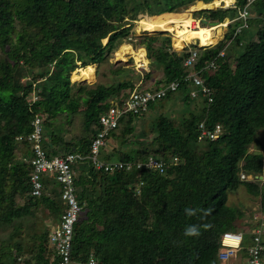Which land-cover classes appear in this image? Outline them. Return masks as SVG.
<instances>
[{
    "label": "trees",
    "instance_id": "16d2710c",
    "mask_svg": "<svg viewBox=\"0 0 264 264\" xmlns=\"http://www.w3.org/2000/svg\"><path fill=\"white\" fill-rule=\"evenodd\" d=\"M212 1L0 0V52L4 57L0 62V225L40 211L48 217L41 222L51 219L54 228L65 209L60 186L54 181H45L51 186L49 194L30 195L32 168L22 158L31 151L27 141L20 146L16 137L30 133L35 116L44 118L42 149L48 157L75 153L87 157L99 116L117 93L135 87L130 82L69 85L73 71L102 64L117 41L130 36L138 12L142 16L148 12L149 20L156 21L176 16L186 5ZM246 2L236 0L235 6L198 12L203 27L229 24L222 39L198 49L194 70L211 61L216 69L202 71L208 92L202 94L196 87L195 97L189 94L192 88L183 84L188 74L183 63L189 50L172 49L168 33L165 37L133 34L134 43L145 48L149 63L162 70L163 79L155 88L181 83L168 96L179 94L183 111L178 118L159 114L148 141L136 134L140 117L125 115L105 138L98 155L103 162L134 164L153 157L163 162V173L135 166L130 171L105 172L96 169L88 157L73 167L81 212L73 227L70 262L220 264L221 235L239 232L235 224L239 214L227 205L229 192L243 185L249 195L261 196L264 211V181L255 178L264 175V0H254L251 7L258 16L249 18L248 27L235 34L242 24L239 11ZM253 25L258 26L255 40V34L245 35ZM227 43L224 57H219ZM21 78L27 81L20 84ZM144 79L151 80L150 72ZM128 94L118 98L119 102ZM60 117L63 120L56 122ZM200 124L209 131L218 126L217 138L198 141ZM65 130L73 134L72 139H64ZM242 174L251 179L242 181ZM186 209L196 214L188 216ZM189 225L198 226L199 236L184 235ZM50 231L33 229L27 241L15 244L11 242L18 232L0 239V264H58L48 242ZM244 234L247 243L249 234ZM240 257L244 258L243 251Z\"/></svg>",
    "mask_w": 264,
    "mask_h": 264
},
{
    "label": "built area",
    "instance_id": "2783aa9c",
    "mask_svg": "<svg viewBox=\"0 0 264 264\" xmlns=\"http://www.w3.org/2000/svg\"><path fill=\"white\" fill-rule=\"evenodd\" d=\"M253 2L254 0H247L244 8L239 11L238 19L242 21V24L237 27L235 34L240 33L243 29L248 27L247 20L251 18L249 10ZM227 24L228 23H226V25ZM128 41H132V38L129 37ZM228 46L229 43L219 52V57H224ZM198 58L199 53L197 51L189 50V55L183 63V66L188 71V74L183 79V84L192 88L189 92L191 97L197 96V92L199 91L202 94L208 92V89L203 84L204 80L201 73L203 70L214 71L216 69L215 61H211L206 67L195 71L194 68ZM135 66L140 73L150 72L149 62L147 60L146 63H135ZM140 83L134 87L125 101L122 103H120L119 100L112 101L109 109L99 116L97 122L98 128L90 144V155L87 156L96 169H103L105 172H110L115 169L130 171L135 166L137 169L145 167L163 173V162L153 157H148L143 163L136 162L135 164L133 162H102L98 158L100 149L105 146V138L110 132L117 128L122 117L127 114L138 117L143 116L148 111L151 104L165 99L169 93H174L179 90L181 85L179 82H171L159 88L149 87L140 89ZM196 87H198L197 89H199V91L195 89ZM43 119V116L36 115L31 122L30 133L26 136L16 137V142L22 144L27 141L31 151L29 156H24L22 158V161L29 164L32 168L29 177L30 195L35 198L43 196L45 194V188L48 186V181H54L60 186L58 191L59 198L65 206V209L60 216V223L51 229L48 242L59 258L58 264H69L73 227L81 212V206L76 197L77 190L75 187L73 167L83 162L87 157L79 153L68 154L65 157H48L42 149V139L44 138L42 134ZM199 129L198 141H202L204 138L213 141L217 138L216 134L219 132L220 128L217 126L214 131H209L200 124ZM174 161H176V159ZM262 165L264 172V160ZM255 178L257 179L258 177ZM240 179L242 181H247L251 178L249 179L248 176L246 177L242 174ZM45 181L47 182L45 183ZM140 185H142V183H140L139 186ZM258 223L259 225H257V227L255 226L252 228V233L249 234V241L247 243L245 242V234L242 232L229 231L222 234L220 237V250L218 256L220 264H227L230 260L237 257L240 259L239 264H264V241L261 237L264 231V218ZM241 251L244 252V258L240 257ZM88 264H95V261L90 259Z\"/></svg>",
    "mask_w": 264,
    "mask_h": 264
},
{
    "label": "rangeland",
    "instance_id": "374dc122",
    "mask_svg": "<svg viewBox=\"0 0 264 264\" xmlns=\"http://www.w3.org/2000/svg\"><path fill=\"white\" fill-rule=\"evenodd\" d=\"M128 2H133V3H143V1L145 0H127ZM148 2V0H146ZM236 0H234L233 3H235ZM231 3L230 5L235 6V4ZM215 4V2H214ZM213 4V5H214ZM230 5L228 7H230ZM225 6L224 3H221L218 7L215 8H210L207 10H212L215 11L217 9H225L228 8ZM194 9L191 10V9ZM202 10L199 7V4H194V5H186L184 8H181L177 13V15H181L183 13L188 14L190 17H192L193 19L198 21V24L201 26V23L203 21V18L199 17V11ZM206 10V9H205ZM250 15L251 18H254L256 16H258V12L253 9V7H250ZM143 15H146L147 18L149 19V13L148 12H143ZM139 15V16H138ZM138 16V20L141 18V12H138L136 14V19ZM154 20V19H153ZM263 26H264V22H262ZM195 26V24L193 25V27ZM205 26H208L207 24ZM226 27V23H224L223 25H219V27L216 30H213L214 33L212 35V43L214 40V43L216 41H218L219 39H222L221 36L224 35L226 29L225 28H221V27ZM131 34L129 37L132 38V41H128L127 39H120V40H124L125 43H128L131 45V47L134 49L135 52H137L140 48H143L145 50L144 47H142L141 45H138L135 42V37L133 34L138 36H142L143 33L145 31H143L141 29V27L137 24V21L133 22V27L131 29ZM258 30V26H251V28H249V30H247L245 32V35L247 37H253V35L256 33V31ZM146 33V32H145ZM157 33H161V35H163V37H165V35H169L172 41V49H174L175 51L178 52H182V49L184 48V45H186L187 43V47L186 50H194V51H198L199 47H207V46H202L200 40H189L187 41V35H184L182 37H178L177 34L175 32L170 33V32H156V33H152L153 35L157 34ZM254 40L256 39V34L254 35ZM117 41L115 47L107 54L106 59L102 62V64H95L93 65L94 70H95V76L92 77L91 79H88L87 81H83L82 84H86L88 86H95L98 84H102V85H116L119 82H130V83H134V85L136 86L137 84H139L140 82V89H144V88H155L157 86L156 82L160 81L161 79H163V73L161 68L159 67H154L149 63V71H150V75H151V80L147 81L144 79V75L146 72H138L139 70L136 69L135 66V60L133 59V57L131 55H127L125 61H121V59H117L115 57V52L117 51L118 47V43L119 41ZM106 41L103 40L101 43L104 44ZM183 42L181 45L180 49L176 48V43H180ZM208 46L214 45V44H206ZM139 48V49H138ZM177 49V50H176ZM234 53V50H233ZM232 53V54H233ZM145 54H146V50H145ZM4 57L0 52V62L3 61ZM145 60H147L149 62V60L147 59L146 55H145ZM137 62V61H136ZM138 63V62H137ZM146 63V61L144 62ZM77 67L80 66V63L77 62L76 63ZM73 74V73H72ZM71 74V78L69 79V85L74 84V82L72 81V75ZM25 81H27L25 78H21L19 80V83L22 84ZM41 84H36L37 87H39ZM130 90H122L119 93H117V98L114 99H118L121 98L122 96H126L127 93H129ZM168 97V98H167ZM159 102L154 103L149 109L148 111L143 115V117H140L137 121H136V134L139 137H141L142 139H140L141 141H146L149 133L151 131V127H152V122L153 120L159 115V114H163V115H175L177 118L180 113H182L183 109H181L182 104L180 102L179 99V94L178 95H172V96H168ZM179 99V100H178ZM35 100V98L31 99L30 102L32 103ZM119 100V99H118ZM178 105L180 107H178ZM175 106L177 107L175 109ZM62 118L64 117H60L56 119V122H59ZM63 120V119H62ZM77 131V129L74 130V132ZM144 134V135H143ZM64 139L65 140H70L73 138V134H71L68 130H65L63 133ZM143 137H145L146 139H143ZM137 139V138H136ZM261 139H264V136L261 137ZM148 141V140H147ZM18 145L21 146V143H17ZM24 148L21 149V151H23L25 153V150H23ZM20 150V148H19ZM252 151V150H251ZM99 160L103 162L101 155L99 157ZM249 179L251 178V176H248ZM259 178L260 181H264V175L261 176H256ZM262 177V178H261ZM257 178V179H258ZM49 187H51L50 185H48L45 188V194H47L49 192ZM19 199H25V197L23 198H19ZM261 196H251L249 195L246 190L245 187L243 185H240L235 191H231L229 192L228 195V201H227V205L234 209L235 211H237V213L239 214V218L236 221V226L239 232L242 233H248L251 234L252 233V228L254 226L257 227V225H259L258 221H261L264 218V211L261 210ZM20 203L22 202V200L19 201ZM18 203V202H17ZM35 212V211H34ZM40 211H37L34 213V215H29L26 216L22 219H18L13 223H5V224H1L0 225V239H7L8 237H11L13 235V233H17L18 236L11 242L13 244H15L16 242H20V241H27L29 239V237L27 236L28 234L30 235L34 230H36V232H40L43 231L45 229H50L51 225H52V220L48 219L45 222H41L43 219L48 218L45 216V214H43ZM257 221V222H256ZM43 230H42V229ZM262 240L264 241V231L261 234ZM24 244L26 245L27 242H24ZM52 257V256H50ZM52 260V258H51ZM240 259L234 258L232 260H230L227 264H239ZM69 264H78L75 262H70Z\"/></svg>",
    "mask_w": 264,
    "mask_h": 264
},
{
    "label": "bare ground",
    "instance_id": "6f19581e",
    "mask_svg": "<svg viewBox=\"0 0 264 264\" xmlns=\"http://www.w3.org/2000/svg\"><path fill=\"white\" fill-rule=\"evenodd\" d=\"M215 2V4H214ZM234 0H214L207 5L199 4L201 9H210L218 7L221 3H224L226 7H228ZM214 4V5H213ZM234 4V3H233ZM191 10L194 11L192 8ZM136 22V21H135ZM137 24L141 27V29L145 32L156 33V32H175L178 37H182L187 35V41L189 40H200L202 46H208L206 44H214V40L212 43V35L214 33L213 30H216L219 25L212 27H203L198 24V21L190 17L188 14L183 13L181 15L172 16L167 19H160L156 21H151L147 18L146 15L141 16L139 20H137ZM195 26L193 27V25ZM223 25V24H222ZM221 27V26H220ZM174 34V33H173ZM183 42L179 44L176 43V46H181ZM200 48V47H199ZM139 49V48H138ZM177 50V49H176ZM127 55H132L134 57L135 63L145 62V50L140 48L137 52L131 47L130 44L125 43L123 41L121 45L118 47L115 52V57L117 59L126 58ZM137 61V62H136ZM137 63V64H138ZM93 65H88L86 67H79L75 71H73L72 81L83 82L86 79H89L91 76L94 77L95 70Z\"/></svg>",
    "mask_w": 264,
    "mask_h": 264
},
{
    "label": "clouds",
    "instance_id": "9594fccd",
    "mask_svg": "<svg viewBox=\"0 0 264 264\" xmlns=\"http://www.w3.org/2000/svg\"><path fill=\"white\" fill-rule=\"evenodd\" d=\"M230 6H233V5H230ZM228 23V22H227ZM229 24V23H228ZM227 24V25H228ZM226 25V26H227ZM221 28H225L226 29V27H221ZM215 44V43H214ZM212 46V45H211ZM187 47V45L184 47V48H186ZM183 48V49H184ZM182 49V50H183ZM130 93V92H129ZM129 95V94H128ZM128 97V96H127ZM115 100H117V99H115ZM114 100V101H115ZM126 100V99H125ZM185 212H186V215H188V216H193V215H195L196 213H195V211L194 210H192V209H186L185 210ZM206 215H207V212L205 213ZM199 228H198V226L197 225H189V226H187L186 228H185V230H184V235L186 236V237H197V236H199ZM222 236V235H221Z\"/></svg>",
    "mask_w": 264,
    "mask_h": 264
},
{
    "label": "crops",
    "instance_id": "0c3cea01",
    "mask_svg": "<svg viewBox=\"0 0 264 264\" xmlns=\"http://www.w3.org/2000/svg\"><path fill=\"white\" fill-rule=\"evenodd\" d=\"M186 45H187V43H186ZM186 45H184V46H186ZM131 56H132V55H131ZM132 57H133V56H132ZM125 59H126V58H123L122 60L125 61ZM133 59H134V57H133ZM122 60H121V61H122ZM73 73H74V72H73ZM72 75H73V74H72ZM94 76H95V75H94ZM91 78H92V76H91L89 79H91ZM87 80H88V79H86L85 81H87ZM50 190H51V187H49V191H50ZM47 194H49V192H48ZM53 223H54V222H52V225H51L50 229H52L53 226L55 225V224L53 225Z\"/></svg>",
    "mask_w": 264,
    "mask_h": 264
}]
</instances>
